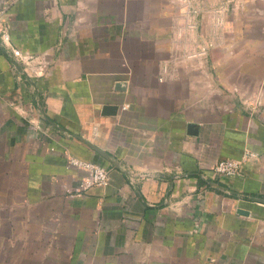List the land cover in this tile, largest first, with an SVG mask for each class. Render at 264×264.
<instances>
[{"label": "crops", "instance_id": "0c3cea01", "mask_svg": "<svg viewBox=\"0 0 264 264\" xmlns=\"http://www.w3.org/2000/svg\"><path fill=\"white\" fill-rule=\"evenodd\" d=\"M2 2L9 264H264V0ZM71 156L108 184L73 193ZM221 157L240 171L216 175Z\"/></svg>", "mask_w": 264, "mask_h": 264}, {"label": "built area", "instance_id": "2783aa9c", "mask_svg": "<svg viewBox=\"0 0 264 264\" xmlns=\"http://www.w3.org/2000/svg\"><path fill=\"white\" fill-rule=\"evenodd\" d=\"M182 1L188 7L190 6L189 0H182ZM3 12H4V4L2 0H0V24H2V29L0 30V43L8 44V42H10V32H9L8 24H3L1 21V16ZM195 12H196L195 9H188L187 15H192ZM187 27L194 29L195 23L193 21H189L187 23ZM11 51L17 60L20 59L22 61H25L26 59H31L30 56H26L25 54H23V52L20 49L16 47H11ZM205 52H206V47L201 46L198 53L200 54ZM195 54L196 53H191L190 55H195ZM46 65L47 64H45L44 62H39L36 64V67L45 68ZM252 155L253 153L251 151L249 152L246 151L243 157L245 158ZM69 162L85 172L84 176L81 178L78 185L73 189V193L79 194L82 191L88 190L90 187L94 185L108 184L110 179L109 171L100 163L78 158L76 156H71L69 158ZM242 162L243 160H241L240 158L221 157L214 163V165L211 167V170L218 176H232L240 171Z\"/></svg>", "mask_w": 264, "mask_h": 264}, {"label": "water", "instance_id": "95a60500", "mask_svg": "<svg viewBox=\"0 0 264 264\" xmlns=\"http://www.w3.org/2000/svg\"><path fill=\"white\" fill-rule=\"evenodd\" d=\"M116 110H117V105L116 104H104L103 107H102V113L103 114H115L116 113ZM198 130L197 128V124L196 123H193V122H189L188 123V131L190 133H196ZM79 138H81L82 140H84L85 142H87L90 146L94 147L98 152L100 153H104V151L97 147L93 142L85 139L84 137H82L81 135H77ZM240 212H246V210H242V209H239Z\"/></svg>", "mask_w": 264, "mask_h": 264}, {"label": "rangeland", "instance_id": "374dc122", "mask_svg": "<svg viewBox=\"0 0 264 264\" xmlns=\"http://www.w3.org/2000/svg\"><path fill=\"white\" fill-rule=\"evenodd\" d=\"M3 245H4V243L2 242V246ZM10 260H11L10 254H7V253L2 254V253H0V264H9Z\"/></svg>", "mask_w": 264, "mask_h": 264}]
</instances>
